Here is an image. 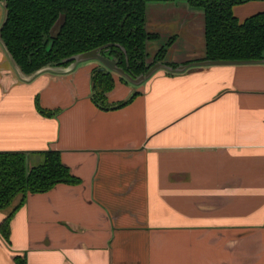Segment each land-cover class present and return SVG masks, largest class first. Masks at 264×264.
Returning a JSON list of instances; mask_svg holds the SVG:
<instances>
[{
	"label": "crops",
	"instance_id": "0c3cea01",
	"mask_svg": "<svg viewBox=\"0 0 264 264\" xmlns=\"http://www.w3.org/2000/svg\"><path fill=\"white\" fill-rule=\"evenodd\" d=\"M239 5L237 18L264 12V0ZM4 17L0 0V27ZM162 26L175 43L185 29ZM186 43L168 63L204 56ZM97 67L22 75L0 40V152L29 168L56 150L78 178L0 209V222L12 214L0 264H264V61L158 68L139 85L112 72L106 108L91 96Z\"/></svg>",
	"mask_w": 264,
	"mask_h": 264
},
{
	"label": "trees",
	"instance_id": "16d2710c",
	"mask_svg": "<svg viewBox=\"0 0 264 264\" xmlns=\"http://www.w3.org/2000/svg\"><path fill=\"white\" fill-rule=\"evenodd\" d=\"M185 1L202 10L205 48L204 56L186 63L202 60L245 62L264 58V12L247 16L243 21L233 15L234 6L249 0ZM145 2L5 0L0 40L22 75H32L47 65L67 66L69 61H61L109 45L103 47L101 53L112 57L126 75L136 77L145 73L153 62H160L173 41V37H170L168 43L157 49L152 62L145 63L146 44L159 36L145 28ZM60 17L62 21L58 31L50 34ZM165 65L170 68L178 66L173 63ZM118 80L128 81L121 75ZM90 81L94 104L106 108L105 95L116 83L113 74L97 67L92 70ZM37 110L45 116L52 114L40 107ZM43 157L39 165L28 168L25 154L0 152V209L9 207L18 195L23 200L26 194L46 192L57 183L78 182V178L62 164L56 150L43 152ZM11 219L12 214H9L0 222V233L7 242ZM13 261L25 264L18 256Z\"/></svg>",
	"mask_w": 264,
	"mask_h": 264
},
{
	"label": "rangeland",
	"instance_id": "374dc122",
	"mask_svg": "<svg viewBox=\"0 0 264 264\" xmlns=\"http://www.w3.org/2000/svg\"><path fill=\"white\" fill-rule=\"evenodd\" d=\"M185 1V0H184ZM183 0H176V2H184ZM169 0H146L145 2V20L147 17V20L149 22L154 23V27H150L152 29V32L157 33L159 36L155 40L157 43H159V46H162L166 43H168V40L170 39L173 34L168 30L167 26H162V24H167L172 21H178L182 24H184L185 29L177 30L175 29L174 32L179 36L180 39L175 43V40L171 42L170 46H173V51L177 52L176 49H182L187 44L186 42H189L193 48H197V56H199V45L203 46L204 43V33H203V26H204V19L203 16L199 15H191L188 12L182 11L181 7L174 6V7H166L164 8V5L162 3H167ZM237 6V5H236ZM240 6V5H239ZM235 7V6H234ZM240 8V7H239ZM198 9H201L200 7ZM202 11V10H201ZM234 15V14H233ZM236 17V16H235ZM239 17V16H238ZM237 18V17H236ZM245 18V17H244ZM243 18V19H244ZM241 19V20H240ZM242 18H238L239 21L243 20ZM146 20V21H147ZM62 18L56 20L55 24L51 28L50 34H55L60 25H61ZM148 22V23H149ZM147 23V25H148ZM147 31H149V28L147 27ZM176 38V36H175ZM167 47V51L164 56V62H167L166 60V54L169 52V47ZM152 47H147V53L148 57L147 62L151 60L153 57V50H150ZM152 55V56H151ZM198 59V58H197ZM117 74V73H116Z\"/></svg>",
	"mask_w": 264,
	"mask_h": 264
},
{
	"label": "water",
	"instance_id": "95a60500",
	"mask_svg": "<svg viewBox=\"0 0 264 264\" xmlns=\"http://www.w3.org/2000/svg\"><path fill=\"white\" fill-rule=\"evenodd\" d=\"M5 0H2V2H4ZM184 1V0H183ZM106 46H109V45H105L103 47H106ZM103 47H98L94 50H90V51H86V52H83L82 54H77V55H73V56H70L68 57L67 59L65 60H62L61 62H67L69 61L70 63L67 64L66 67V71L67 70H70L72 68H74V66L78 63H82V61H87V60H96L100 63V67L99 69L100 70H108L110 72H116L118 73L119 75L123 76L126 80L130 81L131 83L135 84V85H139L141 84L144 79H147L149 76H151L158 68H164V69H167L169 71L171 70H176V71H182V70H185L188 66H201V65H206V66H216V65H225V64H244L245 62H260V61H264V58L263 59H260L258 61H235V60H230V61H221V60H215V61H210V60H202L201 62H190L189 64H186V65H178L177 67L173 68V67H168L166 66L165 64H161L159 62H156L155 65L151 66L145 73H142L136 77H132L130 75H126L124 73V71L118 67L115 63V61L113 60L112 57H106L105 55H103L101 53V49ZM121 51L124 52L125 54V50H123L121 48ZM15 65V64H14ZM64 67V66H59V65H47V66H44L42 67L41 69H39L37 72H35L34 74L32 75H35V74H38V72L40 71H43L45 69H51V67ZM17 68V67H16ZM19 70V68H18ZM20 72V70H19ZM21 73V72H20ZM27 76H30V75H27Z\"/></svg>",
	"mask_w": 264,
	"mask_h": 264
},
{
	"label": "flooded vegetation",
	"instance_id": "af4514ba",
	"mask_svg": "<svg viewBox=\"0 0 264 264\" xmlns=\"http://www.w3.org/2000/svg\"><path fill=\"white\" fill-rule=\"evenodd\" d=\"M144 20H145V15H144ZM145 28H146V30H147V22H146V20H145ZM156 40V39H155ZM154 40V41H155ZM150 42V41H149ZM147 45V44H146ZM146 52H147V50H146ZM156 54V53H155ZM155 54L153 55V57L151 58V60L149 61V62H147V59H145V63H147V64H149L150 62H152V60H153V58H154V56H155ZM147 57H148V53H147ZM146 57V58H147ZM114 60V59H113ZM115 61V60H114ZM187 62V61H186ZM116 63V62H115ZM154 64H152V66L153 65H155L156 63L155 62H153ZM159 63H161V64H170V63H168V62H164V57H163V59L159 62ZM186 64H189V63H185V65ZM65 67V66H64ZM151 67V66H150ZM112 73V72H111ZM113 73H116V72H113ZM117 75L119 76V74L117 73Z\"/></svg>",
	"mask_w": 264,
	"mask_h": 264
}]
</instances>
